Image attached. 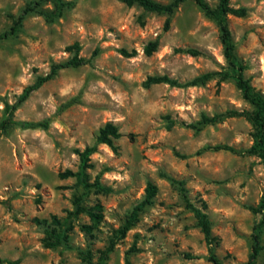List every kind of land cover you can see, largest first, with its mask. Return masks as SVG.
Returning <instances> with one entry per match:
<instances>
[{"label":"rangeland","instance_id":"374dc122","mask_svg":"<svg viewBox=\"0 0 264 264\" xmlns=\"http://www.w3.org/2000/svg\"><path fill=\"white\" fill-rule=\"evenodd\" d=\"M37 1L0 0V36ZM203 1L211 9L219 5ZM61 3L60 17L46 19L41 12L55 7L43 2L0 39V121L53 65L75 55L86 63L59 71L12 115L47 120V129L17 128L0 137V264H212L187 203L207 215L222 264H246L256 232L262 250L254 264H264V224L256 229L264 214L252 210L264 195V163L248 152L253 108L237 88L216 23L195 0L170 15L118 0ZM229 4L245 10L227 16L234 57L264 96V0ZM152 41L158 47L147 56ZM203 75L209 78L191 87L145 86L150 77L184 84ZM214 116L221 118L203 121ZM106 123L121 137L115 150L99 145L90 157L86 180L105 190L85 193L74 178L58 175L78 170L75 150L93 145ZM148 183L156 186L153 203L122 234ZM53 217L67 228L68 248L45 246L48 233L60 229Z\"/></svg>","mask_w":264,"mask_h":264},{"label":"trees","instance_id":"16d2710c","mask_svg":"<svg viewBox=\"0 0 264 264\" xmlns=\"http://www.w3.org/2000/svg\"><path fill=\"white\" fill-rule=\"evenodd\" d=\"M128 6L138 5L142 9L154 12V13H165L170 15L173 10L178 6V4L182 3L185 0H170L171 2L167 5H162L157 3L154 0H118ZM230 0H219V5L216 9H211L203 0H195L197 5L204 11L205 15L213 20L220 30V40L224 48V57L229 63L230 67L234 71V78L236 80V85L239 91L241 92L242 98L250 104L253 108L251 115L248 116L249 120L254 125V133H253V145L248 151L249 154L255 155L260 158L264 163V96L254 91L249 81L246 80L243 76L244 67L241 66L235 59L233 51L234 46L230 40V32L227 25V16L234 15L237 17H242L245 14V10L243 8H232L229 4ZM43 2H51L55 7V11L46 12L42 11L41 14L46 19H53L56 17H60L62 12V3L61 0H38L33 4V6H27L23 11V14L20 15L15 22L14 26L10 29L9 32H6L0 36V39L6 38L10 34H14L22 19L23 16L27 12L35 11L38 7H40ZM169 26V20L165 21L164 27L167 29ZM158 47V43L156 41L149 42L145 48L144 53L147 56L152 55ZM125 56H128L125 51H122ZM187 52L191 54H195V51L188 50ZM86 64L85 61L79 58L77 55L72 57L71 59L55 64L51 67L50 72L42 77H38L36 81L27 87H25L22 93L18 96L17 101L11 106L9 116H7L4 120L0 121V137L7 136L11 131L15 129L22 130H36V129H47L49 124L47 120L37 121V122H29V121H18L13 118V113L16 109L23 104L30 95L41 88L46 82L54 78L59 71L74 68L78 66H82ZM209 75H203L192 79L191 81L179 84L177 81L169 79L166 76L161 77H150L146 82L145 86H149L152 84H168L172 87H191L196 86L198 84H203ZM74 104V101H68L61 106L60 110H65L71 107ZM231 115H237L239 113H230ZM241 115L244 113H240ZM221 116H214L209 119L204 117L203 121L206 123H216ZM121 133L116 125L112 123H106L102 128L98 130V133L95 137V141L93 145L87 146L83 151L75 150L76 155L79 158V168L76 172H72L70 170H66L63 173H60L58 176L60 179H68L74 178L76 183L82 187L85 193H87L91 188H96L97 190L104 191L105 189L98 183L90 184L86 180V169L89 166L90 157L96 152L97 147L99 145H106L112 150H115L114 142L120 139ZM214 150H227L232 151L229 147H214ZM172 182H175L172 180ZM156 195V186L152 183H148L145 188V197L140 206L136 207L132 213L130 214L128 221L124 225L122 229V234H125L133 223H135L138 219V214L143 210L144 207L150 206L153 203V199ZM187 207L192 212L194 218L196 219L197 225L200 228L201 232L204 235V240L208 249V260L212 264H222L221 261L213 254V247L216 245V237L212 235L210 222L207 218V215L203 212L202 209L196 208L193 205L187 203ZM77 210H80L77 205ZM76 210V211H77ZM257 214H264V195L262 196L259 204L255 209H252ZM91 218L95 219L96 215L90 213ZM53 222L60 226L59 232L53 231L48 233V239L45 242L46 248L56 249L58 247L68 248L66 243V227L61 228L59 221L55 217H53ZM264 224V219L257 225L261 227ZM254 245L252 247V253L246 262V264H254L255 260L262 250V246L259 244V232L253 234ZM8 264H17V261L7 262Z\"/></svg>","mask_w":264,"mask_h":264}]
</instances>
